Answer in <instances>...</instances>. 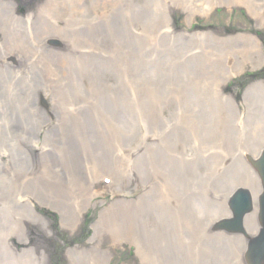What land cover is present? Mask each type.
I'll return each mask as SVG.
<instances>
[{
    "label": "rangeland",
    "instance_id": "1",
    "mask_svg": "<svg viewBox=\"0 0 264 264\" xmlns=\"http://www.w3.org/2000/svg\"><path fill=\"white\" fill-rule=\"evenodd\" d=\"M14 1V10L4 9L0 3V67L6 57L8 65L15 71L14 74L8 67L6 77L1 80L0 100L3 107H17L37 82L33 90L39 91L38 105L48 114L50 121L53 122V117L60 113L77 117L75 109L84 108L77 121L93 125L99 135L108 137L105 139L108 143L116 149L120 147L113 160L119 170L127 160L128 148H136L139 139L144 145L151 143L147 146L159 156L158 164L150 162L152 174L147 184L152 187L153 195L149 193L146 197V200L151 197L147 200L151 211L144 220L157 222V217L161 216L166 218L165 227L160 228L159 222L152 231L157 228L158 233L131 236L126 234L128 232L122 221L117 222L111 231L117 230L121 239L130 242L121 246L106 243L105 250L110 252L108 264H142L141 259L144 264H169L157 260L161 249L155 243L163 238L166 244L178 242L175 249H182L184 240L186 243L192 241L193 233L189 230L194 220L198 221L201 229L196 236V249L183 252L174 264H237L234 243L230 246L227 236L216 234L219 230L215 229V224L211 232H207L206 228L222 209L227 191L240 189L247 185L248 178L251 179L252 165L247 164L241 154L246 152L251 155L253 150L264 145V117L261 118L257 110L260 105L264 108V85L253 86L258 81H264V58H261L264 57V26L244 7H228V0H211L221 4L212 7L206 16L197 15L187 20L191 17L188 13L178 9L174 11L168 16L172 18L171 25L166 23L167 29L160 37L148 25L147 16L138 15L128 27L133 31L132 41L136 43V48H132L128 42L112 35L116 27L109 30L106 27L109 20L121 21L127 12L113 14V6L103 1H77L75 5V0ZM30 10L37 15L29 23L25 15ZM122 24H119L118 30L119 36L124 38ZM100 28L105 31L99 35L90 34ZM25 29V35H22ZM191 30H207L201 33L205 35H253L260 42L261 57L255 52L247 54L248 41L256 45L248 38L216 42L212 34V37L195 36ZM39 32L49 33L51 39L43 45L45 54L49 56L27 45L30 37ZM153 41L170 45L165 62L153 64L149 61L150 57L159 55L157 45L160 42L151 46L149 43ZM181 47L189 51L185 52ZM250 55L252 60L249 63L247 56ZM53 58H58V61ZM86 59H92L102 68L94 71ZM181 66L182 69L176 68ZM227 68H232L229 79ZM26 70L29 76L22 77ZM39 70L38 80L34 81L31 74ZM224 70L225 74H221ZM102 72L105 78V81L102 80V97L112 89L114 98L119 100L115 111L109 108L105 99L100 102L101 91L93 88V82L89 86L88 76ZM146 74L153 76L148 78ZM13 80L23 83L24 91L21 92L24 94L9 91ZM158 108L160 116L153 113ZM221 108L228 112V116H222ZM7 121V116L2 115L0 154L7 149L14 150L13 146H8L12 140L32 151L39 150L34 149L39 140L38 143L27 138L23 132L17 131L10 138L13 128ZM227 126L229 135L226 137ZM215 127L225 135L215 136L212 132ZM176 140L190 155L185 163L189 165L184 171L179 160V144H174ZM175 168L180 169V174L172 171ZM46 169L47 174L52 176L51 168ZM2 173L3 170H0ZM102 179L112 181L113 177L107 173L102 175L99 182L105 185ZM134 196L131 194L130 197ZM98 201H109L108 194L104 193ZM8 212V204L0 200V218L6 221L16 216L12 211L13 215L9 217ZM92 221L91 216L83 219L81 229L75 231L79 233L74 235V232L70 234L63 230L59 220L53 219L55 234L48 242L53 264H65L66 249L70 246L87 243ZM6 223L2 221L0 227H7ZM37 234L34 232V235ZM68 240L72 242L68 244ZM136 247L140 256L136 255ZM14 255L5 257V263L23 264L17 257L19 254Z\"/></svg>",
    "mask_w": 264,
    "mask_h": 264
},
{
    "label": "bare ground",
    "instance_id": "2",
    "mask_svg": "<svg viewBox=\"0 0 264 264\" xmlns=\"http://www.w3.org/2000/svg\"><path fill=\"white\" fill-rule=\"evenodd\" d=\"M77 1L84 3V0H75L73 5ZM96 1H103V3L112 5L113 14L121 15L127 12L121 21L117 19L109 20L106 27H108V30L111 27H116L115 33L113 32L112 35H115L116 38L121 39L123 42H128L132 48H136L134 45L136 43H133V31L128 27L133 24L138 15L141 17L145 15L144 18L147 16L148 25L154 34L160 37L167 29L166 23L171 25L172 18H168V16L177 9L188 13L191 17L187 18V20H190L197 15L206 16L212 7L221 4V2L215 3L211 0ZM0 3L3 4L4 9L11 8L14 10V0H0ZM227 6L246 8L252 17L260 25L264 26V0H228ZM128 9H130L129 12ZM36 15L37 12L30 10L25 16L30 23L31 18H35ZM122 23L127 26L125 27ZM188 23L190 22L188 21ZM119 24H122L124 38L119 36ZM25 31L26 29L22 32V35H25ZM104 31L103 28H100L97 29L96 33L92 32L90 34L99 35ZM48 34V32L33 34L30 37V41H27V45L33 47L35 51L38 50V52L49 56L45 54L43 48V45H47V42L51 39L48 37ZM210 34L214 35V38L217 39L216 42L239 41L243 40V38L253 40L256 45L248 41L250 46L246 50L247 54L255 52L256 56L261 57V46L256 37L249 39L252 37L241 35V33ZM210 34H197L195 36L205 35L212 37ZM26 35L28 36V33ZM156 42L160 41H153L149 44L154 46ZM157 46L159 48L158 57H150L149 59L153 64L165 62L169 56L168 46L170 45L168 43L162 44L160 42ZM45 48L48 49L47 46ZM181 50L185 52L189 51L188 48L184 47H181ZM261 58L263 59L264 57ZM53 59L58 61V58ZM247 59L250 63L252 56H247ZM4 60L0 67V85L1 80L7 75L8 67L15 74L13 67L8 65L6 57ZM86 61L92 65L94 71L102 68L99 65L97 66L92 59H86ZM176 68L182 69V66ZM26 71L27 73L21 75L22 77L29 76V71ZM40 72L41 70L32 72L31 76L34 81L38 80V73ZM222 73L225 74V70ZM145 76L152 78L153 75L146 74ZM226 76L228 79L232 76V68H227ZM88 77L89 86L91 87V83L93 82V88L101 91L100 102L101 99H105L109 108L115 111L118 106H116V102H119V100L114 98L115 94L112 89L107 90L105 97H102V82L105 81L103 72L99 73V75ZM34 84L36 85L31 87L30 91L23 96L22 103L20 102L17 107L7 106L5 108L0 100V108H2L0 119H2V115H5L7 116V122L12 124L13 130L10 132V138L15 132L20 131L27 138L35 139L37 142L39 140L40 143L38 142V145L41 146V148H37L39 150L32 151L26 145L12 140L13 143L10 142L8 146H13L14 150L7 149L3 154H0V170H3V173L0 174V196L3 198L0 200L8 204L9 217H12V211L16 215L14 218L6 221L4 218H0V223L2 221L7 222V227H0V230L3 232V236L0 237V264H6L5 259L9 256L15 257L16 255L14 254H19L17 257L21 258L20 261L23 264H53L49 248L50 244L48 242L53 237V234H55L52 224V218L55 217H58L59 226L63 230L70 234L74 232V235L79 233L75 231L81 229L83 219L89 216L93 217V221L89 227L90 234L87 243L81 246H70L66 249L65 264H108L110 252L109 250H105V244L109 243L112 246H121L125 242H130L126 239H121L118 236L117 230L111 231V227L118 224L117 222L119 221H122V225L125 226L128 232L126 234L131 236L152 232L159 222L158 226L164 229L166 218L157 217V222L156 220L153 222L144 220V217L151 211L147 205V200H150L151 197L148 196L147 200L146 197L149 193L151 196L153 195L152 187L147 184V180L152 174L150 162L158 164L160 161L156 152L147 146L151 143L144 145L139 139L137 147L135 145L136 148H128L127 160L121 170H119L114 166L113 160L115 153L120 152V147L116 149L115 146L108 143L106 141L108 137L99 135V131L95 130L93 125L86 124L82 120L77 121L78 114L84 108L75 109L77 117L73 118L68 116L67 113H60L56 114L52 119L53 122H51L48 114L38 105L37 100H39L40 96L38 90H33L37 86V82ZM261 85H264V83L258 82L253 86ZM22 86H24L23 83L13 80L9 91H24ZM21 93L24 94V92ZM7 101L11 100L7 99ZM257 110L262 115L261 118H263L264 108L260 105ZM220 111L222 116H228V112L224 108H221ZM153 113L160 116L159 108ZM165 120L167 121V119ZM260 120L257 122H260ZM160 126L163 125L160 123ZM216 127L212 129L215 136H219V134L225 135L223 132H220V128ZM228 135L229 129L227 126L225 136L227 137ZM39 136L42 138L40 139ZM174 144H179V160L183 168L182 171H184L185 167L189 165L185 163L189 161L190 155L186 153L183 144L179 143V140H176ZM263 151L264 145H261L250 153L252 156L246 152H243L241 155L245 162L251 165L255 163V160L261 158L264 153ZM47 167L51 168L52 176L47 174ZM252 168H250L251 179L248 178L246 181L247 185L240 189L227 191L222 209L217 212V216L213 219L208 229L206 228L207 232H211L212 226L215 224V229L219 230L216 231V234L222 235V237L227 236L230 246L234 243L233 251L237 264H245L243 256H245L247 251V245L252 242L250 239L255 237L257 232V224L254 221L255 213L249 214L244 219L243 227L248 233L247 237L241 234L228 236L223 231V228L231 227L235 224L229 206L231 197L238 191H246L252 198L258 199L257 193L261 192V189L258 187L259 180L257 174ZM172 171L175 174H180V169L175 168ZM106 173L113 177V183L109 187L102 186L99 182L100 177ZM6 179L7 182L5 181ZM257 188L259 189L258 192ZM104 193L109 194V201L106 203L103 201L99 202L98 198H102ZM118 194L122 195V197L114 199V196ZM131 194L135 196L130 197ZM32 200L37 202L38 208L32 205ZM160 210L164 211V209ZM197 222V220H194L189 230L193 233L192 241L186 243L184 240L183 247L180 250L175 249L178 242L171 245V243L166 244L163 238L158 239V242L155 244L161 249V253L157 260L161 263L168 262L169 264H174L183 252L195 250L197 245L196 236L201 232ZM34 232H38L40 236L34 235ZM152 233H158L157 228ZM71 242L72 240H68V244ZM136 248V255L140 256L138 247ZM141 263L144 264L142 259Z\"/></svg>",
    "mask_w": 264,
    "mask_h": 264
},
{
    "label": "water",
    "instance_id": "3",
    "mask_svg": "<svg viewBox=\"0 0 264 264\" xmlns=\"http://www.w3.org/2000/svg\"><path fill=\"white\" fill-rule=\"evenodd\" d=\"M264 184V159L262 163L257 166ZM251 203L247 196H244L242 205L234 207L235 212V224L236 228H230L233 231L241 229V222L245 214L251 211ZM260 223L262 225V231L260 236L249 244L247 252V263L248 264H264V196L260 200ZM228 228V227H226Z\"/></svg>",
    "mask_w": 264,
    "mask_h": 264
}]
</instances>
